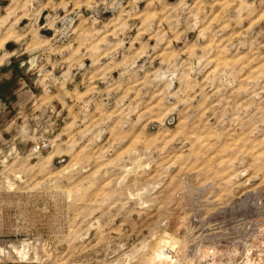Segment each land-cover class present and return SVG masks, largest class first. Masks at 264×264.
Returning a JSON list of instances; mask_svg holds the SVG:
<instances>
[{
  "label": "rangeland",
  "instance_id": "rangeland-1",
  "mask_svg": "<svg viewBox=\"0 0 264 264\" xmlns=\"http://www.w3.org/2000/svg\"><path fill=\"white\" fill-rule=\"evenodd\" d=\"M213 243L264 264V0H0V264Z\"/></svg>",
  "mask_w": 264,
  "mask_h": 264
},
{
  "label": "built area",
  "instance_id": "built-area-1",
  "mask_svg": "<svg viewBox=\"0 0 264 264\" xmlns=\"http://www.w3.org/2000/svg\"><path fill=\"white\" fill-rule=\"evenodd\" d=\"M50 147V142L47 139H41L36 141L31 148L33 154H40L43 151L47 150ZM225 248H221L218 244H210L204 248L202 253V258H200V264H230L234 259L229 258L230 255ZM228 259H225V257ZM196 259V258H194ZM232 260V261H231Z\"/></svg>",
  "mask_w": 264,
  "mask_h": 264
},
{
  "label": "bare ground",
  "instance_id": "bare-ground-1",
  "mask_svg": "<svg viewBox=\"0 0 264 264\" xmlns=\"http://www.w3.org/2000/svg\"><path fill=\"white\" fill-rule=\"evenodd\" d=\"M165 236H167V234H165ZM167 238H168V236H167ZM167 240H168V239H167ZM161 241H163V240L161 239ZM168 241H169V240H168ZM163 242H164V241H163ZM160 245H161V244H160ZM164 245L166 246L165 243H164ZM167 245H168V244H167ZM160 247H161V246H160ZM160 247H159V248H160ZM161 250H162V248H161ZM161 250H160V251H161ZM163 250H164V249H163Z\"/></svg>",
  "mask_w": 264,
  "mask_h": 264
}]
</instances>
